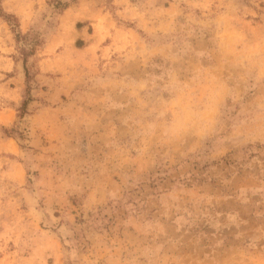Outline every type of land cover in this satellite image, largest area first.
Instances as JSON below:
<instances>
[{
	"label": "rangeland",
	"instance_id": "1",
	"mask_svg": "<svg viewBox=\"0 0 264 264\" xmlns=\"http://www.w3.org/2000/svg\"><path fill=\"white\" fill-rule=\"evenodd\" d=\"M0 264H264V0H0Z\"/></svg>",
	"mask_w": 264,
	"mask_h": 264
},
{
	"label": "trees",
	"instance_id": "2",
	"mask_svg": "<svg viewBox=\"0 0 264 264\" xmlns=\"http://www.w3.org/2000/svg\"><path fill=\"white\" fill-rule=\"evenodd\" d=\"M24 37H26V36H24ZM36 41H37V40H36ZM36 41H35V43H36ZM35 43H34V44H35ZM77 45H78V46H82V42H81V41H78V42H77ZM24 61H25V63H26V60H24Z\"/></svg>",
	"mask_w": 264,
	"mask_h": 264
}]
</instances>
